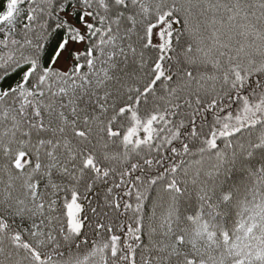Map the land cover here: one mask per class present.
<instances>
[{
	"label": "snow or ice",
	"instance_id": "1",
	"mask_svg": "<svg viewBox=\"0 0 264 264\" xmlns=\"http://www.w3.org/2000/svg\"><path fill=\"white\" fill-rule=\"evenodd\" d=\"M0 264H264V0H0Z\"/></svg>",
	"mask_w": 264,
	"mask_h": 264
}]
</instances>
